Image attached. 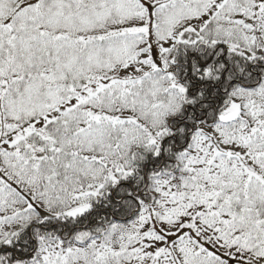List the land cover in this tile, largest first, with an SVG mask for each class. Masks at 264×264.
I'll return each mask as SVG.
<instances>
[{
    "label": "snow or ice",
    "instance_id": "snow-or-ice-1",
    "mask_svg": "<svg viewBox=\"0 0 264 264\" xmlns=\"http://www.w3.org/2000/svg\"><path fill=\"white\" fill-rule=\"evenodd\" d=\"M0 264H264V0H0Z\"/></svg>",
    "mask_w": 264,
    "mask_h": 264
}]
</instances>
